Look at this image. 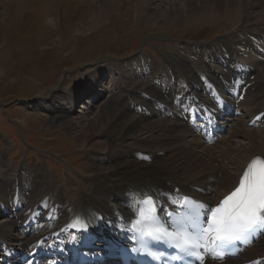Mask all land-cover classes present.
<instances>
[{
    "label": "bare ground",
    "instance_id": "bare-ground-1",
    "mask_svg": "<svg viewBox=\"0 0 264 264\" xmlns=\"http://www.w3.org/2000/svg\"><path fill=\"white\" fill-rule=\"evenodd\" d=\"M163 1L152 0L155 13L174 16L195 10L216 17L243 4L245 20L237 34L169 54L167 78L140 58L143 65L133 64L131 81L116 87L92 116L72 114L78 95L97 89L102 67L79 78L76 88L55 92L48 103L39 98L35 107L52 113L48 126H63L72 145L88 151L84 170L91 193L77 192L72 181L61 193L41 168L14 166L0 155V216L10 215L0 223V264L9 253L21 254L14 264H120L119 249L135 246L143 197L154 196L158 218L173 224L172 215L182 216L188 199L205 213L264 163V50L256 47L264 42V0H169L161 6ZM156 16H148L147 24L155 26ZM37 118L21 120L36 125ZM217 131L229 135L220 137V148L209 143ZM236 139L245 142L235 145ZM41 221L48 226L36 233ZM64 235L69 240L60 248ZM94 238L101 249L83 250ZM206 264H264V234L237 258L220 263L209 256Z\"/></svg>",
    "mask_w": 264,
    "mask_h": 264
},
{
    "label": "rangeland",
    "instance_id": "rangeland-1",
    "mask_svg": "<svg viewBox=\"0 0 264 264\" xmlns=\"http://www.w3.org/2000/svg\"><path fill=\"white\" fill-rule=\"evenodd\" d=\"M153 4L152 0H0V155L8 163L41 168L61 193L68 181L77 192L87 188L91 193L84 170L88 151L72 145L63 126L49 127L51 110L40 111L37 100L50 102L55 92L76 88L79 78L102 67L97 89L80 93L72 114L92 116L110 101L116 87L131 81L133 64L143 65L140 58L151 60L167 78L163 69L169 65V54L237 34L246 14L241 4L238 12L231 9L216 17L195 10L184 15L178 10L180 15L174 16L167 10L155 13ZM154 14L157 24L148 25L146 19ZM96 15H102L101 23ZM256 47L264 50V42L258 40ZM23 114L39 117L37 124L22 122ZM101 129L98 133L107 128ZM223 143L213 145L220 148ZM102 151L97 152H106ZM9 216L2 214L0 223Z\"/></svg>",
    "mask_w": 264,
    "mask_h": 264
},
{
    "label": "snow or ice",
    "instance_id": "snow-or-ice-1",
    "mask_svg": "<svg viewBox=\"0 0 264 264\" xmlns=\"http://www.w3.org/2000/svg\"><path fill=\"white\" fill-rule=\"evenodd\" d=\"M256 164L257 161H253L249 166V173L252 172ZM244 181H247V183ZM223 205L227 207L217 208L214 213L211 208H206L204 214L208 215L211 213L213 223L207 225V229L204 227L200 228V232L204 236L210 233L212 238L221 244L240 239L241 234L247 229L257 224H264V179L257 181L254 177L246 174L240 187L223 201ZM199 219L200 217L197 216V220ZM204 223L206 224L207 222L204 221ZM164 234L167 236L171 235L166 232ZM145 235L153 239L161 238L160 229L149 231ZM187 243V241H184V244ZM184 244L176 243L175 247L186 251ZM133 251H136V249H133ZM206 251L211 254L212 259H223V254L216 252L214 248H206ZM188 254L197 260L199 264H203V255H198L195 252ZM148 255H151L153 259L160 258L159 254L148 253Z\"/></svg>",
    "mask_w": 264,
    "mask_h": 264
}]
</instances>
